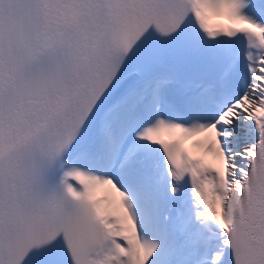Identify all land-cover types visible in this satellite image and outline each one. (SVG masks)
I'll list each match as a JSON object with an SVG mask.
<instances>
[{
    "label": "snow or ice",
    "instance_id": "6c2138e0",
    "mask_svg": "<svg viewBox=\"0 0 264 264\" xmlns=\"http://www.w3.org/2000/svg\"><path fill=\"white\" fill-rule=\"evenodd\" d=\"M0 264H264V0H0Z\"/></svg>",
    "mask_w": 264,
    "mask_h": 264
},
{
    "label": "bare ground",
    "instance_id": "6f19581e",
    "mask_svg": "<svg viewBox=\"0 0 264 264\" xmlns=\"http://www.w3.org/2000/svg\"><path fill=\"white\" fill-rule=\"evenodd\" d=\"M191 143H192V141H189V143H188V145L186 146V147H189L190 145H191ZM194 151V154L195 155H200L201 153L199 152V151H197V150H193ZM103 195V193H101V195L100 196H102Z\"/></svg>",
    "mask_w": 264,
    "mask_h": 264
}]
</instances>
